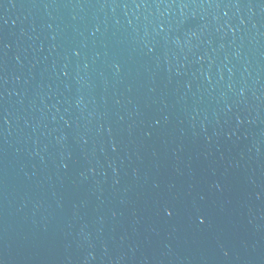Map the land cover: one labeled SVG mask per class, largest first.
Segmentation results:
<instances>
[{"label":"water","instance_id":"obj_1","mask_svg":"<svg viewBox=\"0 0 264 264\" xmlns=\"http://www.w3.org/2000/svg\"><path fill=\"white\" fill-rule=\"evenodd\" d=\"M203 0H0V264H41Z\"/></svg>","mask_w":264,"mask_h":264}]
</instances>
